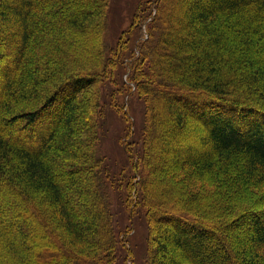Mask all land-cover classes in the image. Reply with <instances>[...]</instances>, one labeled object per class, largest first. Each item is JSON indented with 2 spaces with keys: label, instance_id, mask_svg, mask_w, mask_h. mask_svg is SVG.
<instances>
[{
  "label": "trees",
  "instance_id": "obj_1",
  "mask_svg": "<svg viewBox=\"0 0 264 264\" xmlns=\"http://www.w3.org/2000/svg\"><path fill=\"white\" fill-rule=\"evenodd\" d=\"M71 1L0 0V264L115 262L98 130L126 41L106 43L110 0ZM155 2L123 63L145 102L127 188L146 264H264V0Z\"/></svg>",
  "mask_w": 264,
  "mask_h": 264
},
{
  "label": "rangeland",
  "instance_id": "obj_2",
  "mask_svg": "<svg viewBox=\"0 0 264 264\" xmlns=\"http://www.w3.org/2000/svg\"><path fill=\"white\" fill-rule=\"evenodd\" d=\"M155 1L110 0L108 8L106 43L109 47H114L119 40H123L122 43L126 41L124 61L119 63L113 75L101 87L102 113L98 130L99 152L105 166L103 174L112 194L113 221L118 240L114 264H146L149 246L146 209L141 203L138 187L132 190L127 188L134 171H138L139 175L143 172L139 153L142 149L145 102L141 95L133 91L135 86L129 80L123 63H126L130 55L127 54L129 49L137 43L139 37L143 38L147 34L148 23L157 5ZM69 5L75 7L77 4L73 0ZM143 9H146V12L151 11L152 14L147 17L142 31L138 32L137 23L134 25L133 18L135 14H143ZM88 39V35H82V38L78 39L77 46L82 54L89 55L88 49L95 43V40L90 42ZM12 132L19 134L20 130L13 128ZM190 132H196V129ZM185 135L188 139V135ZM155 142L157 144V139ZM173 175L176 176L175 173ZM5 202L6 200H3L1 204L4 205ZM31 225L39 229L35 224ZM31 239L34 241V249L43 248L44 238L41 234ZM164 260L169 263L167 257Z\"/></svg>",
  "mask_w": 264,
  "mask_h": 264
}]
</instances>
